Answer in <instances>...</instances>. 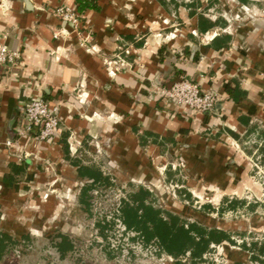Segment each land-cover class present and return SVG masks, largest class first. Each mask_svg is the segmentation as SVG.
Instances as JSON below:
<instances>
[{"label":"crops","instance_id":"1","mask_svg":"<svg viewBox=\"0 0 264 264\" xmlns=\"http://www.w3.org/2000/svg\"><path fill=\"white\" fill-rule=\"evenodd\" d=\"M97 5L79 14L77 0H0V44L21 53L0 69V232L14 242L0 264H11L34 236L56 238L59 216L86 182L78 165L98 158L113 179L156 188L183 165L190 186L234 196L247 176L241 167L250 165L243 155L253 154L248 144L257 138L253 149L263 147L264 0ZM60 8L79 23L63 20ZM183 78L217 95L213 113L157 93ZM35 99L59 109L52 140L36 139L37 129L22 133ZM231 257L259 264L240 248Z\"/></svg>","mask_w":264,"mask_h":264},{"label":"rangeland","instance_id":"2","mask_svg":"<svg viewBox=\"0 0 264 264\" xmlns=\"http://www.w3.org/2000/svg\"><path fill=\"white\" fill-rule=\"evenodd\" d=\"M257 143L255 138L254 143L248 144V151L253 153L251 156L246 154L247 158L243 155L250 165L241 167L247 176L238 183L234 196L224 195L229 189L216 191L208 186H190L184 180L183 165L179 166L182 171H175L179 182L176 179L170 181L166 172L163 180L155 184L159 188L148 182L124 184L113 179L111 188L93 190L89 208H83L78 198L72 203L67 201L69 204H66L57 223L58 232L74 243L70 255L61 258L48 235L34 236V242L22 251L18 250L11 264H21L19 258L23 255L27 258L24 264H174L175 259L171 262L170 256L162 253L158 247L144 246L137 240V234L128 232L117 218L121 200L139 187L152 188L157 205L172 210L188 221H198L209 228L230 233L235 243L212 246L200 264H231V255L239 248L244 250V243H264V156L260 150L253 149ZM100 162L96 158L94 166L102 169ZM196 184L202 186L203 183ZM82 187L78 186L80 191ZM188 194L192 197L189 198ZM231 201L243 204L230 210ZM102 227H105L104 234ZM182 261L188 264L189 258L185 257Z\"/></svg>","mask_w":264,"mask_h":264},{"label":"trees","instance_id":"3","mask_svg":"<svg viewBox=\"0 0 264 264\" xmlns=\"http://www.w3.org/2000/svg\"><path fill=\"white\" fill-rule=\"evenodd\" d=\"M79 14L87 10H99L97 0H77ZM264 156V144L261 148ZM79 178L86 181L78 197L80 205L91 207V193L99 188L112 187L113 178L95 166L78 165ZM188 197L192 196L188 194ZM230 210H235L243 203L230 202ZM117 218L128 232L137 234V240L144 246L154 245L166 255L175 259L174 264H187L183 258H189L188 264L204 262L206 254L213 245L234 244L232 235L218 228H209L199 222H190L181 215L173 213L156 204L155 194L145 187H139L127 198L121 200ZM100 227V225H99ZM105 227L101 228L104 234ZM105 237V235H103ZM59 239V242H55ZM53 241L55 248L64 258L74 250V243L68 236L58 234ZM12 239L0 232V261L7 248L13 245ZM242 248L251 254V261L264 264V243H244ZM240 264V263H238Z\"/></svg>","mask_w":264,"mask_h":264},{"label":"built area","instance_id":"4","mask_svg":"<svg viewBox=\"0 0 264 264\" xmlns=\"http://www.w3.org/2000/svg\"><path fill=\"white\" fill-rule=\"evenodd\" d=\"M56 13L63 19L75 24L79 23V16L70 9L60 8ZM21 58L19 51L9 49L0 44V69L5 64H15ZM157 93L166 100L179 107H187L198 113L210 114L216 110L218 97L210 92H203L195 81L183 78L171 88L158 87ZM23 134H32L37 129L36 139L49 141L56 137L60 128L59 109L50 107L44 99L32 100L24 110ZM12 142L7 143L12 146ZM214 246V245H213ZM170 261L174 259L169 257Z\"/></svg>","mask_w":264,"mask_h":264}]
</instances>
